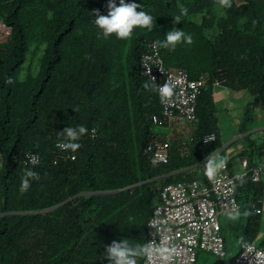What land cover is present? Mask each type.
Wrapping results in <instances>:
<instances>
[{"label": "trees", "instance_id": "16d2710c", "mask_svg": "<svg viewBox=\"0 0 264 264\" xmlns=\"http://www.w3.org/2000/svg\"><path fill=\"white\" fill-rule=\"evenodd\" d=\"M108 2L0 0V19L12 26L0 41V264H112L105 251L113 240L146 244L147 221L163 186L204 176L206 158L222 146L214 78L251 92L242 130L264 101V0H231L221 15L213 10L217 0H125L141 4L137 11L154 23L151 31L135 28L126 40L105 39L95 25V12L107 15ZM174 27L193 43L161 47ZM153 39L166 65L184 68L191 78L209 76L197 99L193 136L186 146L172 144L166 163L151 162L145 152L148 143L168 139L150 121L160 112L159 96L144 87L151 82L141 69ZM34 41L44 44L39 66L35 74L20 75ZM80 125L88 131L77 141L75 158L54 162L53 149L63 139L58 133ZM213 131L216 140L203 142ZM27 151L39 153L40 163H26ZM26 170L40 179L21 194ZM263 189L248 175L237 185L238 246L247 240L264 248L254 210Z\"/></svg>", "mask_w": 264, "mask_h": 264}, {"label": "built area", "instance_id": "2783aa9c", "mask_svg": "<svg viewBox=\"0 0 264 264\" xmlns=\"http://www.w3.org/2000/svg\"><path fill=\"white\" fill-rule=\"evenodd\" d=\"M11 33L12 26L0 19V41L7 40ZM141 69L149 82L152 83L151 78L154 77L156 85L168 82L174 86V95L169 102H161L159 97L160 112L150 115L154 126L172 121L194 122L198 119L197 99L207 86L208 75L191 78L184 68L166 65L156 39L147 43V49L141 56ZM213 83L223 85L224 81L214 78ZM216 138V132H209L203 142H212ZM59 142L53 149L54 162L74 159L75 152L61 150L57 147ZM145 152L151 162L166 163L170 157V145L167 141L150 142ZM31 156L37 157L36 164L42 160L39 153L27 151L24 161L33 164ZM241 165L243 171L233 172L227 162L226 167L211 180L204 173L198 178L165 184L147 221L146 243L154 241V248L167 247L171 251L165 256L156 252L151 260L144 257L139 264H196L201 251L225 256V237L219 216H231L240 211L237 185L247 175L253 182L264 184V160L250 165L248 158L243 156ZM258 201H264V189ZM254 210L261 213L260 205H255ZM234 263L264 264V248L255 242L243 241Z\"/></svg>", "mask_w": 264, "mask_h": 264}, {"label": "clouds", "instance_id": "9594fccd", "mask_svg": "<svg viewBox=\"0 0 264 264\" xmlns=\"http://www.w3.org/2000/svg\"><path fill=\"white\" fill-rule=\"evenodd\" d=\"M217 3L222 8H230L231 0H217ZM107 15H101L97 10L95 12V25L102 30L103 37L107 39L111 35L115 34L118 39H129L135 28H146L153 30V16L147 12L140 10L141 4L135 2H125V0H119V4L115 0H109ZM181 15H187V8H181ZM175 23H180V16L175 17ZM182 42H186L191 45L193 43V37L190 34H186L182 29L176 27L167 31L165 34V40L160 43V46L166 49L174 50L176 46ZM150 73V71H149ZM152 83H146L145 88H155L158 91L161 102L167 103L174 95V86L168 82L163 85H156L155 78H151ZM7 83H13L12 78H9ZM75 111V110H74ZM88 129L80 125L79 127H67L63 131L59 132V136L63 139L57 144V147L61 150L72 152L77 151L81 145L77 143L83 135L87 133ZM31 162L36 164L38 162L37 157L31 156ZM227 157L216 156L208 159L206 163L205 174L211 180L215 178L217 173L224 169L227 165ZM155 163V162H153ZM38 173L32 170H26L24 176L21 178V184L19 191L21 194L26 193L33 180H39ZM245 212V215H248ZM240 216V212L236 211L230 216V219L236 220ZM154 241H149L146 244L136 243L135 246H131L127 239H122L117 242L115 240L106 247V258L112 262V264H136V257H146L151 260L156 252H159L161 256H165L171 250L167 247L154 248Z\"/></svg>", "mask_w": 264, "mask_h": 264}, {"label": "rangeland", "instance_id": "374dc122", "mask_svg": "<svg viewBox=\"0 0 264 264\" xmlns=\"http://www.w3.org/2000/svg\"><path fill=\"white\" fill-rule=\"evenodd\" d=\"M213 10L218 15H221L224 13L223 8L220 7L218 3L214 5ZM193 18L196 20H200L201 15L196 14L193 16ZM43 49H44L43 43H39L37 41H34L31 43L29 52L27 54L26 63L23 65V68L20 70V73H19L20 75H24V73L28 70H30V73L35 74V71L37 70L39 63H40V57L43 53ZM219 114L221 117V126L224 129L223 132H225V134H228L231 130L230 120L228 119V117L223 111L219 112ZM249 122H252V121H249ZM247 124H251V123H247ZM260 124H264V110L262 112V116L257 118V121H255L254 123L252 122L253 127L259 126ZM195 127H196V121L194 122L172 121L168 124H160L157 126L155 125L154 129H156L158 132L167 133L168 135L167 142L169 143L170 146L172 144H180V146H186L190 142L193 136ZM252 135L257 145L264 144V130L254 132ZM236 138L237 137H234L235 141L228 147V151L234 152L235 154L234 160L236 161L237 164L239 162V166H240L239 155H237L236 153H237V146H239L241 139H236ZM257 145L252 144V146H250L249 149L252 147L253 150H255ZM1 161H2V157L0 155V169H1ZM239 170L243 171L241 169ZM160 186H162L161 182H159L157 187H160ZM240 198H242V196ZM219 220L224 229L223 234L225 237L226 255L223 257H220L211 252L201 251L196 264H229L230 257L235 252H237L238 247H239L238 238L240 236V224L239 223L242 221L241 214L239 218H237L236 220L230 219V216L220 215ZM263 236H264V218L262 217L261 227H260L257 240H259ZM233 264L235 263L233 262Z\"/></svg>", "mask_w": 264, "mask_h": 264}, {"label": "crops", "instance_id": "0c3cea01", "mask_svg": "<svg viewBox=\"0 0 264 264\" xmlns=\"http://www.w3.org/2000/svg\"><path fill=\"white\" fill-rule=\"evenodd\" d=\"M213 94L216 106V115L218 116L219 134L222 141V146L215 150L208 159L216 157L217 155L220 157H227V162L229 163L233 172H241L239 169L243 170L241 165V158L243 156L248 158L250 165L261 163L264 160V144L257 145V143L253 139L252 134L254 132L264 130V124L253 127L252 122L254 123L255 121H257V118L262 116V112L264 110V101H260L255 105L252 113V119L250 120L252 122H248L251 124H247L245 129L242 130V122L245 118V109L248 102L253 98L251 92L245 88L234 89L223 84L215 85L213 87ZM221 111H223L230 120L231 130L228 134H225V132H223L224 129L221 126V117L219 114V112ZM234 137H237L236 139H241L239 146H237L236 153L237 155H239L240 166L239 162L237 164L234 160V152L228 151V147L235 141ZM252 144L257 145L255 150H253L252 147L249 149ZM197 165H194L191 168H194ZM260 207V219L262 221V217L264 218V201L260 203ZM263 238L264 236L259 240Z\"/></svg>", "mask_w": 264, "mask_h": 264}, {"label": "water", "instance_id": "95a60500", "mask_svg": "<svg viewBox=\"0 0 264 264\" xmlns=\"http://www.w3.org/2000/svg\"><path fill=\"white\" fill-rule=\"evenodd\" d=\"M210 157V156H209ZM209 157H207L206 159H208ZM183 170H186V169H182V170H179V171H177V172H180V171H183ZM129 187H131V186H129ZM129 187H125V188H123V189H126V188H129ZM123 189H120V190H123ZM120 190H116V191H106L107 193H114V192H118V191H120Z\"/></svg>", "mask_w": 264, "mask_h": 264}]
</instances>
